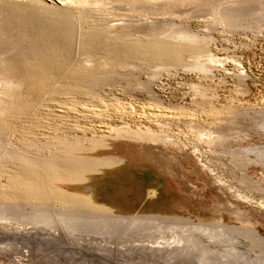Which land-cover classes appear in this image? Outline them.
Wrapping results in <instances>:
<instances>
[{
    "label": "rangeland",
    "instance_id": "rangeland-1",
    "mask_svg": "<svg viewBox=\"0 0 264 264\" xmlns=\"http://www.w3.org/2000/svg\"><path fill=\"white\" fill-rule=\"evenodd\" d=\"M0 264H264V0H0Z\"/></svg>",
    "mask_w": 264,
    "mask_h": 264
}]
</instances>
